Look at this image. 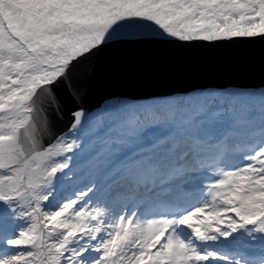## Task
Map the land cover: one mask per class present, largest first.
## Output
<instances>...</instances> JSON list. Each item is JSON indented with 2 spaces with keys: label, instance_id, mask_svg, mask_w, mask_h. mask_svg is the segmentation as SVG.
<instances>
[{
  "label": "snow or ice",
  "instance_id": "snow-or-ice-1",
  "mask_svg": "<svg viewBox=\"0 0 264 264\" xmlns=\"http://www.w3.org/2000/svg\"><path fill=\"white\" fill-rule=\"evenodd\" d=\"M0 264H264V0H0Z\"/></svg>",
  "mask_w": 264,
  "mask_h": 264
}]
</instances>
